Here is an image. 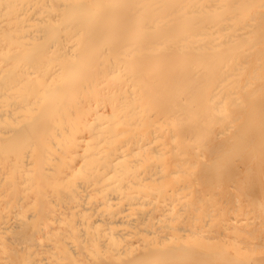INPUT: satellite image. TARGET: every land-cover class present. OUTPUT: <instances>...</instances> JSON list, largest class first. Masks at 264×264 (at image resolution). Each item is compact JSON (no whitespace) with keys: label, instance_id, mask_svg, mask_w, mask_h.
<instances>
[{"label":"bare ground","instance_id":"obj_1","mask_svg":"<svg viewBox=\"0 0 264 264\" xmlns=\"http://www.w3.org/2000/svg\"><path fill=\"white\" fill-rule=\"evenodd\" d=\"M0 264H264V0H0Z\"/></svg>","mask_w":264,"mask_h":264}]
</instances>
